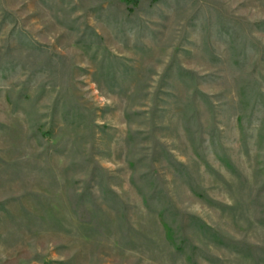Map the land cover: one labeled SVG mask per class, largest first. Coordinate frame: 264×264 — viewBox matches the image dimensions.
Returning a JSON list of instances; mask_svg holds the SVG:
<instances>
[{"label": "rangeland", "instance_id": "374dc122", "mask_svg": "<svg viewBox=\"0 0 264 264\" xmlns=\"http://www.w3.org/2000/svg\"><path fill=\"white\" fill-rule=\"evenodd\" d=\"M0 264H264V0H0Z\"/></svg>", "mask_w": 264, "mask_h": 264}]
</instances>
